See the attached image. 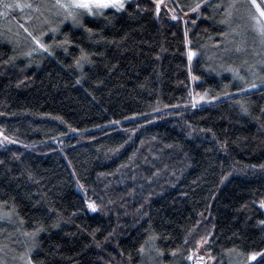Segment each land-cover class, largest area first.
<instances>
[{"label":"trees","instance_id":"trees-1","mask_svg":"<svg viewBox=\"0 0 264 264\" xmlns=\"http://www.w3.org/2000/svg\"><path fill=\"white\" fill-rule=\"evenodd\" d=\"M218 1L129 0L33 58L0 43V213L28 262L196 264L206 238L210 264H264V77L205 72Z\"/></svg>","mask_w":264,"mask_h":264},{"label":"rangeland","instance_id":"rangeland-1","mask_svg":"<svg viewBox=\"0 0 264 264\" xmlns=\"http://www.w3.org/2000/svg\"><path fill=\"white\" fill-rule=\"evenodd\" d=\"M128 1L125 0V3ZM217 3L223 10L222 16L226 19L223 25L227 33L220 36L221 43L216 42L215 45L207 46V50L201 54L205 72L209 75L219 74V77L231 76L232 83L228 84L229 88L236 84L246 85L249 77L253 83H257L254 81L256 78L264 77V73L261 72L264 70V64L251 63L260 59L264 62V37L260 32V28L264 26V17L260 16L250 0H219ZM256 3L264 9V0H256ZM5 4L21 5V7L5 8ZM27 4H31L32 7L23 6ZM64 15V10L56 5V0H0V43L13 48L18 57L33 58L41 52V49L28 32L40 39L41 43L48 45L49 49L55 48L60 29L68 25L79 27L87 16L81 14L78 22L73 23L71 18L64 19ZM52 28L57 30L52 32L50 30ZM25 29L28 31L26 32ZM41 31L45 35L41 36ZM28 53L31 55H27ZM196 57L198 56L193 58ZM32 248V238L23 235L11 217L0 213V264H31L27 255ZM205 248L206 243H201L197 253L194 254L196 264L211 263L207 259ZM209 257L213 258L211 255ZM155 260L156 257L152 255L148 264H157ZM236 263L233 259L224 262V264Z\"/></svg>","mask_w":264,"mask_h":264},{"label":"snow or ice","instance_id":"snow-or-ice-1","mask_svg":"<svg viewBox=\"0 0 264 264\" xmlns=\"http://www.w3.org/2000/svg\"><path fill=\"white\" fill-rule=\"evenodd\" d=\"M250 3L252 5H255L256 9L260 13V16L264 17V9L260 8V5L256 3V0H250ZM56 5L60 9L64 10V12H65L64 19L71 18L73 20V23L78 22V17L81 14L103 15L104 10H106V9H114V10L120 11V10H124L126 7L125 0H66V2H65V0H56ZM14 6L15 7H21V5H10V4L4 5L5 8H11ZM23 6L24 7H32L31 4H27V5H23ZM157 8H158V5H157ZM200 8H201V3L198 2L195 4V6L190 7V11L198 12L200 10ZM173 19H177V17L173 16ZM61 22H63V21H61ZM50 30L52 32H55L57 29L52 28ZM25 31L27 32L28 30L25 29ZM89 31H91V30L89 29ZM260 32L262 35H264V26H262L260 28ZM28 35L32 37V39L39 46L40 49H43L44 51H49V46L44 44V43H41V40L37 39L35 36H33L31 32H28ZM40 35L43 36V35H45V33L43 31H41ZM185 36H187V32H185ZM68 42L69 41H68L67 37H65V40L61 43L67 44ZM27 55H31V53H28ZM187 55H188L189 63H191L193 57H195L197 55V53L195 51H193L191 48H189ZM83 62H89V56H88V54L82 52V55H81L80 59H78L76 61V64L78 67H82ZM240 78L243 79V77H240ZM192 79L197 80L199 78L196 76H193ZM250 87L255 88V87H257V85L252 84V85H250ZM241 91H244V89H241ZM205 95L199 96V99L204 100ZM215 98L216 97H213V99H215ZM192 107H196L195 102L192 103ZM0 135H3V133L0 132ZM4 139L7 140L8 137H4ZM88 207L93 212H95L97 210L98 206L95 204V202H90L88 204ZM261 207H264V202L261 203ZM41 230H42V227H37L33 233H31V234L26 233V235H32L33 237H35V235L37 233H39ZM152 239H155V237H153ZM206 242H207V239L203 238L200 243H206ZM140 251L141 252L144 251L143 246L141 247ZM172 254L175 255L176 253L173 252ZM257 256L264 257V253H252L250 255L249 259L255 260L257 258ZM189 258H191V257H189Z\"/></svg>","mask_w":264,"mask_h":264}]
</instances>
